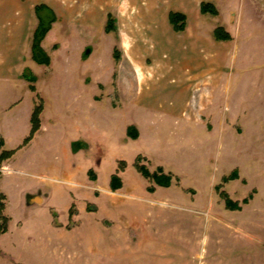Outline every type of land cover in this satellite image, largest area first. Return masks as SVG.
<instances>
[{
  "label": "rangeland",
  "instance_id": "obj_1",
  "mask_svg": "<svg viewBox=\"0 0 264 264\" xmlns=\"http://www.w3.org/2000/svg\"><path fill=\"white\" fill-rule=\"evenodd\" d=\"M95 1L0 0L1 130L6 131L9 120L16 118L20 132L29 113L40 103L45 107L41 116L46 123L50 119H75L64 102L67 92L62 84L63 73L70 68L78 78L92 70L94 77L97 70L98 81L105 85L100 91H95V87L90 91L93 96L99 93L100 100L96 102L98 127L92 131V160L96 159L94 165L100 172L99 183L110 186L120 159L130 166L125 180L135 188L130 193L125 190L124 201L118 206L104 205L105 196L101 192L99 207L88 206V212L96 214L97 221L109 228L108 241L110 234L113 235V258L104 256L108 264H264V0H242L235 16L225 7L221 8H225L223 15L220 12L218 17L208 15L209 23L203 20L207 42L195 51L189 42L150 47L127 27L128 22L124 29L114 33L115 49L120 54L125 53L120 44L125 37L122 33L141 40L140 44L129 46L127 52L138 65L144 66L146 74L152 72L144 86L147 96L157 89L153 73L161 66L155 61V54L162 49V59L167 63L163 70L171 67L166 82L172 90L161 95L165 104L160 110L140 105L141 90L138 94L137 84L131 93L133 96L135 91L133 99L129 95L124 106L113 110L109 96L115 106L121 105L122 100L119 94L112 93L111 76L105 72V67L114 61L112 39H99L95 31L77 29L88 22L89 13L74 11L81 3L83 10L89 9ZM41 4L54 8L58 17V23L43 44L54 62L50 66L37 64L30 58L33 33L39 22L35 8ZM21 13L27 14V20L15 19ZM44 17L48 18L49 14ZM224 21L231 41H217L214 37L213 29L221 27ZM17 25L24 27L20 35L25 44L20 49L10 43L15 40ZM85 44L98 47L86 64L78 58L79 49ZM26 68L39 77L37 92H32L22 77ZM187 75L196 76L197 88L176 92L174 89L185 87ZM167 107L175 108V115L169 114ZM124 122L135 126L142 123L143 138L135 144H125L115 132V126ZM17 135L9 142V148H17ZM46 146L47 143L41 145L39 155L29 165L25 163V152L19 154L17 164L25 172L14 173L13 179L42 186L54 183L76 187L66 180L64 173L56 171L65 164L63 152L55 157V152H48ZM139 156L152 172L161 166L173 173V187H156L158 192L157 189L149 192L148 187L154 182L145 179L135 167ZM74 160L77 164V159ZM88 164L82 161L80 168L84 170ZM235 170L239 178L223 184V178ZM218 185L240 203L241 210L227 208L216 189ZM251 194L250 202L243 204ZM109 195L121 196L118 192ZM55 202L50 200L45 205ZM74 215H77L76 206L71 211V217ZM120 215L126 219H120ZM9 221L3 213L0 232L8 231ZM74 226L76 223L71 220L68 228ZM122 227L124 236L117 238ZM35 232L25 229L12 233V244L7 248L0 246V264H75L73 244L67 243L64 248L60 238ZM99 243L100 238L97 249Z\"/></svg>",
  "mask_w": 264,
  "mask_h": 264
},
{
  "label": "crops",
  "instance_id": "obj_2",
  "mask_svg": "<svg viewBox=\"0 0 264 264\" xmlns=\"http://www.w3.org/2000/svg\"><path fill=\"white\" fill-rule=\"evenodd\" d=\"M241 1L242 0H96L90 5L89 9L85 10L82 9V3L79 4V7L77 6L74 11H76V13L84 11L89 14L86 17L88 22L77 29L83 28L95 31L98 35L97 38L100 39L110 37L113 42L112 58L114 61H111L110 59L113 64L108 67L104 66L106 68V74L111 76V83L113 86L112 93L116 92L119 94L122 100L121 105L115 106L113 104L112 97L109 96L113 110L124 106V102L128 100L127 98L133 92L135 84L138 86V94L141 90V94L138 98L140 105H145L153 110L164 109L163 106L165 103H163L161 95L168 91L171 92L172 90L168 87L166 82L168 72L171 70V67L170 69L163 70L167 63H165L162 59V49L159 48L155 54V61L158 62L161 69H158L153 73V77L156 78L153 82L155 88L157 89L153 91V94L150 96L144 95V86L147 79L152 76V72L150 74H146V70L142 69L144 66L138 65L127 52L129 46L136 44V42L140 44L141 40H136V38L128 37V35L122 33L125 37L122 38V42L120 44L125 53L120 54L119 52V58H115L114 53L116 42L113 39V35L114 33H117L118 30L121 31L124 29L126 27V22L129 23L127 24V27L130 30H133V32L136 31L138 35L142 37L145 44H148L150 47L154 45H158L159 47L166 45L176 46L180 43L189 42L193 51H195L198 47H204L203 44L207 42L206 36L208 34L206 35L203 31L205 27L203 20L206 19L207 21V16L210 14H202V3H213L216 8H218L220 15H223V10L226 8L228 13L235 16V14H237V5L240 6ZM109 6H111V8H109ZM48 7L51 8L50 6ZM223 7L225 8L221 10ZM51 9L53 10L54 8ZM53 12L56 14L54 10ZM171 12H180L187 17V26L184 32H176L173 29L170 23ZM44 14H47V12ZM109 14H112L115 18L116 30L111 33L106 32ZM97 16L99 18H97ZM16 18L18 21L20 20L23 22L24 20H27V14L21 13V15H15V19ZM233 20L234 19H232L231 25L233 24L234 26ZM56 23H58V21L53 23L52 29ZM207 23L209 22L207 21ZM220 26L225 27V21L224 24ZM216 28H214L213 31H215ZM22 29H24L22 25H17L15 27V40L10 41L13 46L17 45L19 49L25 44L24 38L20 35ZM51 30L47 34L46 38L50 35ZM99 30H102V32H99ZM198 30H200L199 33L197 32ZM44 41L42 42V46L47 51L43 45ZM87 47L88 49L91 47L92 52L90 55L85 57ZM60 48L61 46L59 49ZM97 49L98 47L96 44H85L84 47L80 48L78 54L80 63L84 62V64H86L89 57L93 55ZM19 52H21V50ZM30 52V58H32V48H30ZM51 61V64L53 65L54 62L52 58ZM102 64V62H99V65ZM16 68L17 65H15L14 69L16 70ZM91 71L89 73H85L84 76H78V78L75 76V73L70 70V68L63 73L62 84L65 87L64 91L67 92L64 97V102L67 103L70 111L69 113L71 115L75 114V119L65 118L61 121L50 119L49 123H46L41 116V128L28 144H24V142L32 130L31 118L33 112L29 113L28 119L26 120V123H24V127H22L20 132V123H18L16 118L9 120V123L7 124L9 125V128H6V131H2L0 128V140L4 142V146L2 147L0 153L2 151H14V154L8 160L0 163V202L4 204V215L10 219L8 231L0 236L1 247L7 248L12 244V233L22 232L25 229H29L35 230L37 235L43 236L45 233H49V235H54L55 238H60V242L63 243L64 248L67 247V243L73 244L75 248L74 252L77 255L75 264H108V260L107 258H104V256L106 257L107 255H110V258H113V235L110 234L111 241H108V236L106 234L109 233V228L104 227L101 222L97 221L96 214H90L88 212V206L94 204L99 207V202L102 201L100 197L102 196H105V200L102 201L104 205L118 206L124 201V194H126L125 190L130 193L131 188H135L134 185L127 184L125 180V177L130 169L129 165L125 171L119 172V176L123 182V187L121 189L113 191L111 183L110 186L108 184L99 183L100 172L94 165V163H96V159L92 160V151L94 150L92 143V131L96 130L98 127L96 102L100 100L98 96L99 93L93 96L90 91H92V88L94 87L95 91H97V89L100 91L102 87H105V85L98 81V77L100 76L98 71H95L94 77L91 76ZM207 72L208 70L205 73ZM204 75L206 76V74ZM195 79L196 76L187 75L185 87L174 90L177 92V90L179 91L184 88L185 91L192 90L194 87L196 89L198 85L194 83ZM81 90H83L84 93L81 94ZM133 94V96H135V91ZM133 96L131 95L132 99ZM102 99L103 98H101V100ZM72 111H74V113H72ZM93 111H95V113ZM166 111H168L169 114L175 115L176 109L167 107ZM44 112L45 107L42 113L43 116ZM168 123L169 122L166 121L165 126H167ZM130 126H135V124H132L131 122H124L115 126L116 134L121 136V140L125 141V144H135L143 138L144 125L142 123H137L135 126L139 132V137L137 139H133L128 136V129ZM164 129L166 132L168 131L167 128ZM18 133L19 135H17L18 137L16 140L17 148H9V142L11 143L14 141L15 135ZM77 141L82 142L83 146H80V149L77 152H74L72 145ZM44 143H47L46 149L48 152L51 150L55 152V157H58L61 151L63 152L66 159L65 164L64 166L57 167L56 171H58V173H64L67 178L66 180L71 181L74 186L76 185V187L62 186L54 183L42 186L38 183L27 184L13 179L14 173L25 172V168L18 167L17 163L19 154L25 152V163L26 165H29L27 163L33 162L34 157L39 155V148L41 150V145ZM74 159H77V164H74ZM82 161H87L89 163V166H87L84 170L80 168L82 167ZM117 161L121 160L117 159ZM117 169L118 166L116 165L113 170L115 172L112 176L118 172ZM90 171H93L94 178H91L89 174ZM99 192L102 193V196L99 195ZM114 192H118L121 196L109 195V193L113 194ZM38 193H42L44 195L43 201L41 203H30L34 202V200L29 201V198ZM54 199L56 200L55 203L45 205L47 201ZM74 206L77 208V215L71 217V211ZM55 215H57L59 226L55 223ZM105 215L106 217L108 216L107 214ZM119 218L122 220L126 219L124 215H120ZM71 220L76 223V226L69 229L68 226L71 223ZM121 229L122 232L117 236V238L119 236H124L123 227ZM98 238L101 239L99 249L96 248ZM99 252L101 253L98 254Z\"/></svg>",
  "mask_w": 264,
  "mask_h": 264
},
{
  "label": "trees",
  "instance_id": "obj_3",
  "mask_svg": "<svg viewBox=\"0 0 264 264\" xmlns=\"http://www.w3.org/2000/svg\"><path fill=\"white\" fill-rule=\"evenodd\" d=\"M47 12L49 14L48 18L44 17V13ZM201 12L204 15L210 14L212 16H218L219 11L216 8V6L211 2H204L201 5ZM36 14L39 19V24L34 32L33 35V41H32V58L33 60L40 65H46L50 66L52 61L51 57L48 54V52L43 48L42 42L46 38L49 31L52 29L53 23L58 21V17L53 12L51 8H49L46 5H39L36 7ZM170 23L173 27V29L176 32H184L187 26V17L180 13V12H171L170 13ZM115 29V18L112 14H109L108 16V22L106 26V32L111 33L114 32ZM214 37L217 41H231L232 36L225 30L224 27H218L214 31ZM115 58H119V52L118 49H115ZM85 57L87 55L85 54ZM23 78L29 82V88L32 92H37L36 82L38 81L37 75L30 69L26 68L23 72ZM44 111V105L43 103H40L35 106L31 118L32 123V130L30 135L25 139L24 144H28L35 134L39 131L41 128V115ZM128 136L137 139L139 137V132L137 131L136 127L130 126L128 129ZM4 145V142L0 140V151ZM73 151L77 152L80 149V146H83L82 142H74L73 143ZM14 154V151H2L0 153V163H2L5 160H8L12 155ZM144 160L141 156H139L135 162V167L137 170L142 174V176L147 179L150 182H154V184L150 185L148 187V191L151 193H154L156 191V187H163V188H170L174 184L175 175L170 172H166L163 167H157V169L152 172L148 165L141 163V161ZM128 164L126 161H119L118 162V169L117 173L114 174L111 178V188L113 191H117L123 187V182L121 177L119 176V172L125 171ZM91 178H94L93 171L89 172ZM239 178V172L238 170L233 171V173L223 178V184L230 182L232 180H236ZM223 186L218 185L216 186V189L221 193V196L225 199L226 206L228 209L231 210H241V205L238 202L233 201L226 191H223ZM253 198V195L251 194L249 197L245 198L243 200V204H248L250 200ZM3 210H4V204L0 202V222L3 218ZM57 217V215H55ZM55 223L57 226H59V222L57 221V218L55 219ZM4 232H7L6 229L3 230ZM2 231V232H3ZM0 232V233H2Z\"/></svg>",
  "mask_w": 264,
  "mask_h": 264
},
{
  "label": "water",
  "instance_id": "obj_4",
  "mask_svg": "<svg viewBox=\"0 0 264 264\" xmlns=\"http://www.w3.org/2000/svg\"><path fill=\"white\" fill-rule=\"evenodd\" d=\"M91 53V49H88L86 54L89 55ZM43 194L42 193H38L32 197L29 198L30 200H34V202H30V203H41L43 201Z\"/></svg>",
  "mask_w": 264,
  "mask_h": 264
}]
</instances>
